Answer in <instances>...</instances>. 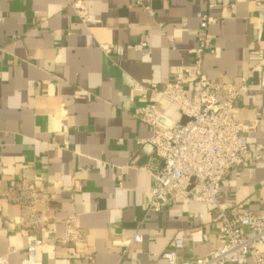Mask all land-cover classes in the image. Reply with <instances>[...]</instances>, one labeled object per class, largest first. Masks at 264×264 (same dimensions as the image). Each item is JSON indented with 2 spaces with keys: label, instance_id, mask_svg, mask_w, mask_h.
I'll use <instances>...</instances> for the list:
<instances>
[{
  "label": "crops",
  "instance_id": "obj_1",
  "mask_svg": "<svg viewBox=\"0 0 264 264\" xmlns=\"http://www.w3.org/2000/svg\"><path fill=\"white\" fill-rule=\"evenodd\" d=\"M74 1L86 6L82 18ZM144 2L151 15L135 0H0V257L9 264H20L37 238L39 264H163L176 239L181 260L220 247L212 207L185 200L145 211L151 146L139 141L151 129L132 113L158 103L170 119L181 116L132 86L161 87L190 65L207 15L214 53L204 73L223 90L247 79L235 117L248 144L264 147V62L252 54L264 51V0ZM142 42L145 49L133 48ZM100 44L121 45L124 54L106 56ZM216 199L264 214V154L228 170ZM72 214L85 242L55 244ZM136 234L140 243L131 241Z\"/></svg>",
  "mask_w": 264,
  "mask_h": 264
},
{
  "label": "built area",
  "instance_id": "obj_2",
  "mask_svg": "<svg viewBox=\"0 0 264 264\" xmlns=\"http://www.w3.org/2000/svg\"><path fill=\"white\" fill-rule=\"evenodd\" d=\"M146 13L152 11L144 0H135ZM70 6L79 18L86 13L82 1ZM214 19L205 15L197 29V46L190 65L181 67L174 77L159 87L156 84L142 86L134 84L132 93L146 101L150 93L159 100L177 107L186 121L181 123L164 115L158 103H146L134 109L132 116L151 129L147 141L151 154L143 166L149 173L152 184L150 197L144 205L147 212L159 213L167 206L180 201L191 200L214 211V222L219 223L220 247L207 256L187 261L178 258L183 244L179 239L171 241L161 255L163 264H264V214H253L247 204L229 208L218 203L216 196L226 172L243 164H250L264 154L262 145L251 147L244 135L242 125L235 117V108L241 94L248 89L247 79H241L238 87L222 89L220 83L210 80L204 73V58L214 53V42L209 26ZM137 51L146 48L142 42L133 47ZM106 55L122 56L124 47L117 44H100ZM264 62V51H253ZM28 190L35 193V187ZM140 243L136 234L131 238ZM85 235L80 230L76 216L70 215L64 221V233L54 239L59 245H81ZM43 244L40 238L32 239L26 245V257L20 264H39L36 251ZM90 261L91 257H86ZM0 264H9L6 257H0ZM140 264V263H131Z\"/></svg>",
  "mask_w": 264,
  "mask_h": 264
},
{
  "label": "water",
  "instance_id": "obj_3",
  "mask_svg": "<svg viewBox=\"0 0 264 264\" xmlns=\"http://www.w3.org/2000/svg\"><path fill=\"white\" fill-rule=\"evenodd\" d=\"M185 121H186L185 118H182V119H181V123H184Z\"/></svg>",
  "mask_w": 264,
  "mask_h": 264
}]
</instances>
